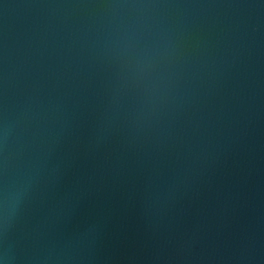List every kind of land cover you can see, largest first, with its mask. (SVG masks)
Instances as JSON below:
<instances>
[{
    "label": "water",
    "instance_id": "1",
    "mask_svg": "<svg viewBox=\"0 0 264 264\" xmlns=\"http://www.w3.org/2000/svg\"><path fill=\"white\" fill-rule=\"evenodd\" d=\"M2 264H264V0H0Z\"/></svg>",
    "mask_w": 264,
    "mask_h": 264
},
{
    "label": "clouds",
    "instance_id": "2",
    "mask_svg": "<svg viewBox=\"0 0 264 264\" xmlns=\"http://www.w3.org/2000/svg\"><path fill=\"white\" fill-rule=\"evenodd\" d=\"M0 264H2V262H0Z\"/></svg>",
    "mask_w": 264,
    "mask_h": 264
}]
</instances>
